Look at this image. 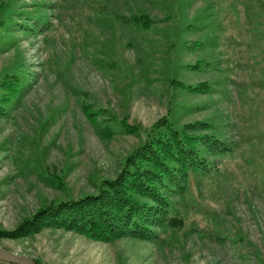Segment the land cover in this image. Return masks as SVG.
<instances>
[{
    "label": "rangeland",
    "instance_id": "1",
    "mask_svg": "<svg viewBox=\"0 0 264 264\" xmlns=\"http://www.w3.org/2000/svg\"><path fill=\"white\" fill-rule=\"evenodd\" d=\"M63 2L15 0L46 26L27 32L15 25V38L0 48V74L30 73L22 102L0 116L1 228L40 204L95 190L98 177L113 175L168 111L177 124L211 121L234 149L221 156V174L201 179L209 212L179 202L184 224L167 230L169 241L99 240L45 227L2 236L0 246L43 264H264V0H83L59 18ZM139 12L156 22L143 28L122 16ZM195 39L198 47H187ZM179 81L210 89L186 91ZM86 108L99 112V124ZM17 158L45 163L63 184L23 175Z\"/></svg>",
    "mask_w": 264,
    "mask_h": 264
},
{
    "label": "trees",
    "instance_id": "2",
    "mask_svg": "<svg viewBox=\"0 0 264 264\" xmlns=\"http://www.w3.org/2000/svg\"><path fill=\"white\" fill-rule=\"evenodd\" d=\"M79 1L83 0H69V4L64 0L60 3L58 17H63V9L77 8L74 5ZM99 6L91 8L98 10ZM234 9L238 17L235 6ZM226 10L230 11L229 7ZM17 14H22L19 21L12 17ZM122 16L130 24H139L143 28L157 20L147 12ZM87 20L91 21L93 17ZM15 25H19L20 30L31 32L42 31L46 23L39 15L17 9L15 0H0V48L15 38L12 35ZM175 33L177 39L179 31ZM198 44L199 40L195 39L186 46L191 49ZM29 82L30 73L21 71V68H10L0 74V116H8L11 109L22 102ZM67 84L70 85L68 81ZM174 84L186 91L207 92L210 89L205 81L191 84L179 81ZM88 106L91 107L90 104ZM85 113L94 124H99L96 123L99 112L86 108ZM122 128L134 131L136 127L123 123ZM213 130L214 123L211 121L199 119L177 124L171 111L166 112L152 123L142 141L123 156L120 167L113 175L98 177L95 190L40 204L13 228L0 227V237L20 238L51 227L73 230L99 240L130 237L158 244L169 241L167 230L184 224L186 211H180V207H186V210L188 206L197 205L205 213L209 212L200 200L201 179L221 174V156L234 149L227 137ZM17 160L23 175L36 172L42 179H57L63 184L62 175L48 170L45 163L37 164L36 160L26 161L24 158ZM194 185L198 188V195ZM192 230H198L196 225L191 227ZM216 235L219 237L220 233ZM34 259L43 264L41 259Z\"/></svg>",
    "mask_w": 264,
    "mask_h": 264
},
{
    "label": "water",
    "instance_id": "3",
    "mask_svg": "<svg viewBox=\"0 0 264 264\" xmlns=\"http://www.w3.org/2000/svg\"><path fill=\"white\" fill-rule=\"evenodd\" d=\"M0 259L13 264H38L32 256L21 254L2 246H0Z\"/></svg>",
    "mask_w": 264,
    "mask_h": 264
}]
</instances>
